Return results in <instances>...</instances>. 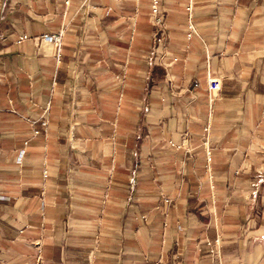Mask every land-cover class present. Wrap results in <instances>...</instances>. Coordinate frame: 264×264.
Segmentation results:
<instances>
[{
  "label": "crops",
  "instance_id": "0c3cea01",
  "mask_svg": "<svg viewBox=\"0 0 264 264\" xmlns=\"http://www.w3.org/2000/svg\"><path fill=\"white\" fill-rule=\"evenodd\" d=\"M96 1L88 5V11L95 10L86 18L83 45L65 44L58 61L47 48L13 49L29 42L18 43L19 37L31 35L18 32L17 25L24 21L16 9H9L12 16L1 27L0 141L21 140L2 142V159L8 161L0 164V264H172L180 255L184 264H264V163L258 164L256 157L264 155V0H193L198 34L192 40L186 37L190 0L163 1L167 25L162 65L167 67L151 71L143 55L151 41L136 19L140 0H127L121 35L114 26H100L101 17L109 12L90 6L100 5ZM53 4L62 12L57 28L68 21L67 37L76 39L82 1ZM174 8L181 11V23L174 22L178 14ZM150 75L158 83L172 77L188 103L180 104L173 137L153 132L150 110L145 117L146 154L137 159L136 169L138 177L148 178L144 185L148 189L140 190L144 194L138 195V202L142 207L145 196L150 198L146 225H154L155 232L145 234L142 224L139 234L128 235L125 194L116 183L117 175L111 172L113 186L104 191L105 201L101 192L92 198L90 177L75 178L71 160L60 148L91 151L103 171L120 168L123 145H131L136 136L139 82ZM211 79L222 82L215 109L219 104L238 108L237 114L224 116V123L231 126L226 125L220 139L217 118L211 121L209 109ZM122 107L128 115L121 114ZM45 120L46 129L41 125ZM121 121L133 127L127 138ZM207 123L212 129V166L202 149ZM25 125L29 130H23ZM32 137L44 148L31 162L32 150L24 139ZM170 143H186L188 150L176 151ZM167 144L179 156H171ZM112 147L113 155L106 150ZM219 155L225 161L219 163ZM76 157L81 163L79 152ZM177 158L180 178L175 190L185 193L182 220L199 227L187 230L180 244L174 241L175 233H160L152 218L159 213H152L158 209L157 192L168 190L169 166ZM167 203L162 201L172 209L166 217L174 221L177 205ZM145 242L156 247L149 259L140 253Z\"/></svg>",
  "mask_w": 264,
  "mask_h": 264
},
{
  "label": "rangeland",
  "instance_id": "374dc122",
  "mask_svg": "<svg viewBox=\"0 0 264 264\" xmlns=\"http://www.w3.org/2000/svg\"><path fill=\"white\" fill-rule=\"evenodd\" d=\"M54 1L56 0H0V22L3 21L2 23H0V36L2 37V34H4L2 33L1 27L4 26L8 22L9 17L12 16V13L9 14V12H12V11H9V9L10 10L16 9V11H19L21 14H23V21H24L22 26L17 25L16 28H18V32L22 33L23 31H25V33H28L29 31L31 33L30 35L31 38L29 39V42H27L25 45H19V46L13 45V49H19V50H24V51L29 52L33 48L36 50L47 48L50 52L55 54L57 61L58 59H63L62 50L65 44L68 45V47L70 48L72 47L77 48L78 46L83 45L82 40H84L83 37L87 33V30H85V26H84L86 22V18L89 17L91 14H93V10L95 9H91L92 11H88V5L91 0L81 7V10H80L81 18L79 21L81 23L80 25H78L79 28H81L80 32H78L80 36L78 35L76 39L73 37L69 38L67 37L68 30H69V27L67 25L68 21H65L64 26H61L62 28L60 29L57 28V21L60 17V14H62V12H60V7H57L58 4L57 6H54L53 4ZM163 1L165 0H161L160 7L164 12L165 24H166L167 12L164 9ZM96 2L98 3L101 2V3L100 5H93V2H92L90 6H95L96 8H98V10L101 9V11L106 12V13L109 12V14H106V16L101 17L100 26H103V27L114 26L115 31L119 32V35H121L122 33L120 31L122 27L120 24L122 21H124L121 18V15L126 11L125 9L129 5L130 1L127 2V0H123L122 2H116L113 0H97ZM138 10H139L138 17L136 19L140 21V23L142 24L144 37L147 36V39L148 40L150 39L151 41L149 45L150 47L146 48L145 54H143V55H146L145 60L147 61L148 68H150V71H151L154 67L162 65V63L166 61L164 60L166 58V54H165L166 48H165V45L163 46V43L158 44L157 38L155 37L156 30H155L154 24H152L153 17H152V10H151V1L150 0H140ZM174 11L178 13L176 15L177 17L174 19V22L181 23L182 22L181 17H180L181 11L179 9L176 10L175 8H174ZM130 21L132 22V20ZM43 35H48L49 37L46 39L45 38L40 39L41 36ZM3 36L5 37V35ZM53 36L61 37L62 46H61L60 51H59V43L56 44L53 40L52 41L50 40V37H53ZM111 43H113V41L111 40L107 42V44L109 45ZM162 67L165 68L167 66L162 65ZM168 69L170 70L171 68L168 67ZM123 81L124 79L122 80V82ZM142 84L144 86L141 92ZM21 85L23 86L22 89L25 90L26 86L24 85V80H22ZM139 85H140L139 91L137 92L141 93L140 95L141 98L140 99L136 98V103L134 106L135 107L134 116L136 117V125H135L136 127H135L134 132L136 136L133 138L132 140L133 142L131 143V145H128V146L123 145L122 155L124 156V161L120 163L121 166L120 168H118L120 170L110 169L111 170L110 171L108 168L107 172L103 171V168L101 165H97L94 163V159H92L93 155L91 151H86V152L75 151L73 147L72 146L70 147L69 145L66 146L67 148L65 149L62 146L60 148V151L62 150V154H64L66 158H69L71 160L69 165L72 169L73 176L75 178L78 177V175L80 176L83 175L85 178L88 176L90 177V185H92L91 186L92 191H90V193L93 194L92 198H95L96 194H98V192H101V200L103 201L104 196L107 195V193H105L104 191L107 190V188H110L111 186H113L112 181H111V176H112L111 172L114 173L113 174L114 176L117 175L118 180L116 181V183L118 184L119 188L121 186L125 194L123 196V199H125L124 201H125L126 219H127V224H128L127 225L128 235H136V233L139 234V230L141 229L142 224H143L142 227L144 229L145 234L146 232H149V234H151V232H155L154 225H151V224L149 226L146 225L147 221L148 222L150 221V215H151L148 209L150 198H148V195L145 196L147 201H146V204L142 202V207L139 206L140 202H138L139 201L138 195L144 194L140 190L148 189L144 186L148 182V178L146 177V175L145 176L139 175L138 177L137 169H136L137 159L141 155L143 156V154H146L145 153L146 146H145V140H144L145 138L144 130L146 127L145 117L147 116L150 110L152 112L153 124L151 126L153 128V132L156 130L159 136L163 135L165 136V138H168L167 137L168 134H170L169 137H173L174 134L177 133V129L179 127L177 125V116L181 113L180 104L188 103L186 100H184V95L181 94L183 90L181 88L179 89L177 88V85L175 81H173L172 77H169V78L167 77L165 78L164 82L158 83L157 81H152L151 75H150L148 79L143 81V83L139 82ZM220 95L221 94H219V96L216 98L217 100L221 97ZM164 97L166 99L165 102L162 101ZM216 99L212 103L210 102V99H209V104H210L209 109L211 107L210 109L211 121H212V118H214L215 116L217 118L216 119L217 124H216L215 131L217 133V136H219V139H220L221 133L225 132L226 125L231 126L229 123H224L223 121L224 116L237 114L238 108H235V107L231 108L230 106H224V105L219 104V107L215 109L214 104L217 102ZM120 103H121V100H120ZM122 104H124L123 101H122ZM127 105H128L127 108L130 109V102ZM124 110H123V107L122 109H120L121 114L123 113L124 115H128V113L125 112ZM25 122L29 124V122L27 121ZM163 122L164 123L167 122L166 125L168 127H166V125H163ZM29 125H33V123ZM120 127H122V134L124 135L123 138H127L129 135V131L130 130L132 131L133 129V127L131 126V123L127 121H125V123H122L121 121ZM23 130L26 131L29 129L25 125L23 127ZM211 133H212L211 125L207 123V128L205 129V135H204L206 140H203L202 149L205 151V153H207V158H208L207 163L210 166H212L211 164L214 160V155L212 153V143H211V138H210ZM208 139L210 140V142L207 145L206 142L208 141ZM18 140H21V139L0 141V164L2 163V165H4V163L8 161V159H4V158L2 159V156H3L2 142L3 143L4 141L17 142ZM24 144L27 148L32 150L31 155L29 157V159H31V162L38 160L37 158L38 152L36 151H42L44 148V143L37 142L32 137V138L24 139ZM172 144L176 145V147L172 146ZM182 144L170 143V146L176 151L186 149V146L182 148L177 147L178 145L182 146ZM165 148L169 149L168 150L169 153L174 158L179 156V154L176 153L174 150H172L171 148H168V144ZM106 150L112 155L114 154L113 147L111 149L107 148ZM77 152H79V157L82 158L80 159V161H82L81 162L82 164L77 162L78 160L76 157ZM21 153H23L22 157H24L25 152L20 151V154ZM60 153L61 152H59L58 154ZM260 156H261V159H260ZM260 156L259 155L256 156L257 162L258 164H263L264 155H260ZM225 158L226 157L224 155H219L217 158V161L221 163L225 161ZM21 160L23 161L22 158ZM177 161H178V158L175 159L172 162L173 164L171 163L169 166L171 173L168 176V180L166 182L168 183V187L163 186L167 188L168 190L167 191H165L164 189L160 190L159 186L157 187V189L160 190L159 192H157V197H156L158 199V209L156 211L155 210L152 211V213L153 214L154 212H159V213L154 214L152 218L154 222L158 223L160 233L165 232V230L175 233L176 239L174 241H176L177 244H180V241L182 243V239L184 236L183 234L187 230L198 231L197 229H199V227H196L195 225L192 226V224H187L183 222L182 220V216H183L182 210H183V205H184V200H185V193L184 191L177 192L175 190L176 188L175 185L177 184L176 182H178V179L180 178V174L178 172L180 168L178 167L179 165L177 164ZM86 162L88 164H85ZM141 164L144 165V163H141ZM208 176H209L208 180H211L212 178H210V175ZM190 178L191 179L189 180V182L190 184H193V181L195 180V178H193V176ZM121 198L122 197L119 196L120 200ZM165 199H167L168 201L167 204L177 205V210H174L175 211L174 216L176 217L174 221L166 217L167 214L171 213L169 209H172V208L170 206L165 207V205L162 204V201L165 204ZM145 205H147V209H145L146 207ZM132 247L136 248L135 243H130V248ZM142 247L143 248H142V251H140V253L141 255L145 256V259H149V256L151 258L152 253H154V250L156 251V247L153 246V242H150V243L145 242L144 245H142ZM134 250L136 251V249ZM184 259L185 258H183L182 255H180V258H177L175 262L172 264H184ZM166 264H169V262H166Z\"/></svg>",
  "mask_w": 264,
  "mask_h": 264
},
{
  "label": "built area",
  "instance_id": "2783aa9c",
  "mask_svg": "<svg viewBox=\"0 0 264 264\" xmlns=\"http://www.w3.org/2000/svg\"><path fill=\"white\" fill-rule=\"evenodd\" d=\"M83 5H85L87 2H89L90 0H81ZM116 2H122L123 0H115ZM151 1V10H152V24H154L155 26V37L157 38V43H164L165 40V35H166V24H165V15L163 10L160 7V2L161 0H150ZM70 2H66V5H69ZM187 14H188V31H187V39L192 40L194 38V36H196L198 34L197 28H196V24L194 23V4H193V0H190L189 4L187 5ZM48 35H43L41 36L40 39L43 38H48ZM31 37L27 36V35H23L21 37H19L18 39V43H22L24 41H28ZM50 40L54 41L56 44L59 43V51L61 50V46H62V42H61V37L60 36H53L50 37ZM197 86V85H196ZM222 87V82L221 80H216V79H211L209 81L208 84V93L210 95L211 101H214L218 95L219 92L221 90ZM42 127L44 129H46L47 125H48V121H42ZM40 131L36 130L35 131V135H39ZM207 145L209 144V139L206 142ZM187 144L183 143L182 146L178 145V148H182L185 147ZM172 146L176 147V145L172 144ZM45 177H47V175L45 174Z\"/></svg>",
  "mask_w": 264,
  "mask_h": 264
}]
</instances>
